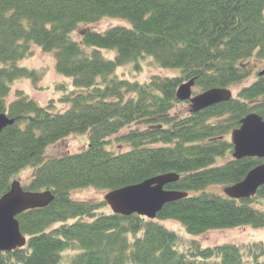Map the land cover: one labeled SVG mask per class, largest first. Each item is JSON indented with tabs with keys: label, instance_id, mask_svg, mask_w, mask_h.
<instances>
[{
	"label": "trees",
	"instance_id": "trees-1",
	"mask_svg": "<svg viewBox=\"0 0 264 264\" xmlns=\"http://www.w3.org/2000/svg\"><path fill=\"white\" fill-rule=\"evenodd\" d=\"M263 11L264 0H0V114L14 121L0 133V198L26 169L32 177L23 190L54 198L16 217L26 245L0 252V264H264L263 242L202 248L161 225L174 222L190 238L264 229V186L247 200L206 192L231 187L264 164L234 160L230 144L247 115L264 119V70L226 103L186 118L170 115L183 104L175 98L181 84L193 80L198 94L253 76L251 61L264 63ZM104 19L128 26L80 31ZM34 47L51 55L55 73L69 81L57 88L62 112L14 88L28 81L38 90L39 72L20 65ZM147 62L173 75L147 83L117 75L125 67L140 74ZM123 130L116 141L128 149L107 150L108 139ZM74 135L87 136L79 153L46 157L49 147ZM169 173L179 180L164 189L187 196L152 221L105 214L104 201L70 197Z\"/></svg>",
	"mask_w": 264,
	"mask_h": 264
},
{
	"label": "water",
	"instance_id": "water-1",
	"mask_svg": "<svg viewBox=\"0 0 264 264\" xmlns=\"http://www.w3.org/2000/svg\"><path fill=\"white\" fill-rule=\"evenodd\" d=\"M264 71L259 74L263 76ZM194 81L181 84L175 93L180 103H188L190 114H197L214 105L226 103L232 94L226 89H210L192 96ZM14 121L0 114V133L13 125ZM232 158L236 161L245 158L264 160V119L249 114L240 121L238 129L230 134ZM176 174H165L146 180L140 184L111 191L103 198L113 215L129 217L136 215L154 220L157 213L166 204L186 198L187 194L165 190L177 182ZM264 186V164L252 169L245 178L223 190V194L232 200H247L256 195ZM54 198L50 192L32 193L22 190L18 181H13L8 193L0 198V252H11L25 246V239L19 231L16 217L31 210L47 207Z\"/></svg>",
	"mask_w": 264,
	"mask_h": 264
},
{
	"label": "rangeland",
	"instance_id": "rangeland-1",
	"mask_svg": "<svg viewBox=\"0 0 264 264\" xmlns=\"http://www.w3.org/2000/svg\"><path fill=\"white\" fill-rule=\"evenodd\" d=\"M264 18V11H263ZM127 23L121 20H110L104 19L95 25L81 27L80 31H94L97 33H103L108 30L110 27H127ZM78 32L74 34V38L78 39ZM34 56L21 63V66L29 67L33 70H37L40 74L41 80L37 83L38 90H35L32 84L28 81L20 82L15 85V89L23 90L31 97L34 98V101L39 102L42 107H46L51 101L54 104L55 112H62L66 108L64 105L57 104L59 98L61 97L58 92V86H64L66 88L70 87L69 81L58 76L54 71V62L49 54L42 53L38 48L34 47ZM252 66H254L253 76H251L243 84L232 87L229 91L232 94V97H235L238 92L243 87L250 86L255 81V74L259 71L264 70L263 62L251 61ZM129 67L121 68L117 71V75L121 79H127L131 81H137L139 83H147L152 77H165L172 76L171 73H165L164 71H158L154 69L148 62L142 66V72L140 74H132ZM132 77V78H131ZM13 93V92H12ZM199 94V93H198ZM197 95L196 91L192 89V96ZM12 94L9 96L10 101L13 100ZM190 114L189 104L183 103L178 105L174 111L171 112V116L186 118ZM127 130L121 131L117 136L108 139L109 146H106L107 150L110 151H126L128 148L120 143H117L116 139L124 135ZM87 144V136L85 135H74L66 138L64 141L51 146L46 151V157L48 159L54 157H60L68 154L79 153L81 149ZM122 145V146H119ZM226 161V160H225ZM223 161L222 163H224ZM32 177L31 170H24L20 172L16 178L21 186H27ZM223 193V188L220 190L217 186H210L206 189L208 193L221 194ZM104 193L93 191L92 189L88 190H77L70 193V197L75 201L82 202H96L99 203L103 201ZM105 214H110V211L105 209L103 211ZM161 225L167 228L169 231L175 232L183 241H195L202 248L215 247L220 245H241L248 244L252 242H263L264 243V229L255 230L250 227L244 226L230 230H217L210 231L204 235L190 238L188 237L183 229L176 223L171 221L161 222ZM69 258L71 256L68 253ZM215 261L208 262L207 264H216Z\"/></svg>",
	"mask_w": 264,
	"mask_h": 264
}]
</instances>
